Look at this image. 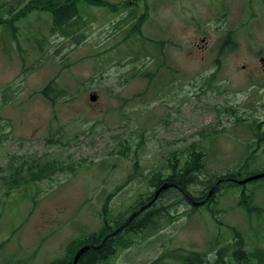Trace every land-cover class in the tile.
<instances>
[{
	"label": "rangeland",
	"instance_id": "rangeland-1",
	"mask_svg": "<svg viewBox=\"0 0 264 264\" xmlns=\"http://www.w3.org/2000/svg\"><path fill=\"white\" fill-rule=\"evenodd\" d=\"M30 1L0 0V264L62 259L71 242L99 232L105 206L109 220L129 217L155 194L150 179L194 150L205 154L201 179L214 180L207 191L193 187L197 198L240 168L243 177L264 173L253 129L264 135V0H80L62 32ZM50 82L65 92L54 103L41 94ZM33 158L56 169L30 181ZM24 161L14 189L9 176ZM251 192L248 205L262 212H247L233 184L196 208L169 192L155 204L179 200L173 222L134 236L107 264L179 250L237 264L240 239L248 252L264 248V179Z\"/></svg>",
	"mask_w": 264,
	"mask_h": 264
},
{
	"label": "trees",
	"instance_id": "trees-1",
	"mask_svg": "<svg viewBox=\"0 0 264 264\" xmlns=\"http://www.w3.org/2000/svg\"><path fill=\"white\" fill-rule=\"evenodd\" d=\"M78 1L80 0H31L27 6L28 8L30 7L48 9L54 17V30L62 32V30H64L63 28L70 27L74 24L73 21L78 16ZM85 2L90 5H99L101 3V0H85ZM21 14L20 16H17L15 18L18 20L19 18H21ZM0 24H2V20H0ZM224 46L221 48V50L224 49ZM41 94L46 99L54 103L57 98H62L65 92L62 89L57 88L54 85V82H50L41 91ZM259 125L253 129L255 136L258 138V141L260 143L264 141V135L258 132L257 129L259 128ZM204 156L205 154L202 151L199 152L197 150H194L189 156V160H187L184 164H180L177 158H175V160L173 161L170 160L169 170L171 172L169 174H163V172L155 174L149 182L150 185L156 190H158L167 182L174 183L178 186L176 188L171 187L167 190H164L160 193L158 199H162L169 192H175L181 193L186 196L189 195L192 199L197 200V197L192 194L193 187H196L199 184L202 186L206 184V191L208 188L210 189L214 180H203L201 179L200 175L203 169ZM32 161L33 164L29 166V172L32 173L30 181H41L49 177V175L56 169L53 162L39 165V163L37 162L38 159L33 158L31 162ZM29 163L30 162L28 161H24L21 167H15L12 169L11 176H9V181L11 182V186L14 189L20 186V184L18 183V179L23 172L25 165L27 166ZM242 168L245 169V166H243ZM237 172L228 173L218 178L217 186L214 189L212 198L207 201L206 204L211 203L219 190L226 184H233L242 187V198L244 201L243 204L247 212L251 213L254 210H257V212H262L263 209L256 207L255 209L254 207L252 208L248 205V203H250L254 196L253 192H251L250 197L246 194V187L250 183H254L263 179H256L250 181L247 184L239 185L232 179L244 180L252 176L243 177L244 175L241 173V168ZM153 197L154 193L146 196L145 198H140L136 206L131 208V211L129 212L130 216L140 207L147 205L153 199ZM202 199H204V196L200 198V200ZM178 203L179 200H176L168 205H156L157 203L155 204L154 202L149 208H147L143 212H140L132 221H130V223H128L124 227L123 231L119 232L115 236H110L100 248L88 249L80 257L78 264H107V262L116 255L117 251L128 249L131 245H133V243L135 242V240L133 239L134 236L140 235L142 239H147L157 235L167 225L173 222L172 217L174 216L172 215V207H176ZM111 216L112 213H110L108 207L105 206L103 209V225L99 232L89 234L85 237L71 242L67 250V255L62 259L54 260L50 264H72L74 257L79 249L88 245L100 246L106 236L110 235L113 232H116L130 217H123L119 214L118 216L114 217V220H109ZM126 236H128V239L126 238ZM175 256L183 264H210L207 255L197 252H186L184 250H179L172 254L165 255L151 263L146 264H161L164 258H173ZM219 257H222V252H219ZM233 258L235 259L237 264H264V248H258L253 253L248 252L243 240L240 239L236 242V248L233 253ZM15 264L20 263L15 262Z\"/></svg>",
	"mask_w": 264,
	"mask_h": 264
},
{
	"label": "water",
	"instance_id": "water-1",
	"mask_svg": "<svg viewBox=\"0 0 264 264\" xmlns=\"http://www.w3.org/2000/svg\"><path fill=\"white\" fill-rule=\"evenodd\" d=\"M95 96H90V100L91 101H95ZM256 179H264V173L263 174H257L255 176H252L250 178H247V179H244V180H235V179H232L233 181H236L239 185H243V184H247L249 183L250 181H253V180H256ZM177 185L174 184V183H170V182H167L165 183L163 186H161L154 194V197L153 199L145 206H142L141 208H139L137 211H135L129 218L128 220L122 224V226L116 231V232H113L111 233L110 235L106 236L103 240V243L100 245V246H84L82 247L81 249H79L74 257V260H73V263L72 264H78L79 262V259L80 257L90 248H95V249H98L100 248L106 241L107 239L110 237V236H115L116 234H118L123 228L125 225H127L128 223H130V221H132L140 212H143L144 210H146L147 208H149L151 206V204L153 202H155L158 198H159V195L161 192H163L164 190H167L171 187H176ZM178 187V186H177ZM214 192V188L210 191L209 195L207 196V198L204 200V202L202 203H199V204H203L205 202H207L212 194ZM197 204V203H196ZM197 204V205H199Z\"/></svg>",
	"mask_w": 264,
	"mask_h": 264
},
{
	"label": "flooded vegetation",
	"instance_id": "flooded-vegetation-1",
	"mask_svg": "<svg viewBox=\"0 0 264 264\" xmlns=\"http://www.w3.org/2000/svg\"><path fill=\"white\" fill-rule=\"evenodd\" d=\"M174 188H176V187H174ZM157 190L155 189V192H156ZM188 196V195H187ZM203 197V196H202ZM206 199V196H204V199H202V200H200V198H197V200H195V199H193V200H190V198L189 199H187L192 205H193V207L194 208H196V207H202V206H204V205H206V202L205 203H203V204H199V203H202V202H204V200ZM199 204V205H197V204ZM141 208V207H140ZM123 231V230H122Z\"/></svg>",
	"mask_w": 264,
	"mask_h": 264
},
{
	"label": "bare ground",
	"instance_id": "bare-ground-1",
	"mask_svg": "<svg viewBox=\"0 0 264 264\" xmlns=\"http://www.w3.org/2000/svg\"><path fill=\"white\" fill-rule=\"evenodd\" d=\"M176 187H177V186H176ZM153 203H154V202H153ZM153 203H152V204H153ZM152 204H151V205H152ZM125 226H126V225H125ZM125 226H124V227H125ZM123 229H124V228H123ZM123 229H122V230H123ZM122 230H121V231H122ZM121 231H120V232H121Z\"/></svg>",
	"mask_w": 264,
	"mask_h": 264
}]
</instances>
